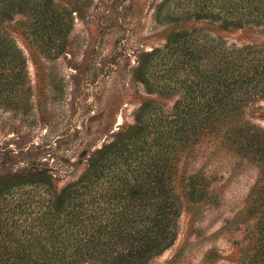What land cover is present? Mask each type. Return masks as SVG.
Returning <instances> with one entry per match:
<instances>
[{"label":"rangeland","instance_id":"1","mask_svg":"<svg viewBox=\"0 0 264 264\" xmlns=\"http://www.w3.org/2000/svg\"><path fill=\"white\" fill-rule=\"evenodd\" d=\"M54 2L62 26L56 46L29 16L6 25L26 72L2 71L0 186L45 178L57 192L137 119L151 129L169 116L182 94L165 48L173 33L212 31L237 46L262 40L252 26L224 30L192 16L217 0ZM232 120L229 138L207 136L175 154L177 234L145 264H264V98Z\"/></svg>","mask_w":264,"mask_h":264},{"label":"trees","instance_id":"2","mask_svg":"<svg viewBox=\"0 0 264 264\" xmlns=\"http://www.w3.org/2000/svg\"><path fill=\"white\" fill-rule=\"evenodd\" d=\"M217 1L192 16L218 29L252 26L262 40L237 46L212 31L173 33L165 48L182 94L169 116L151 129L137 119L57 192L45 178L0 186V264H145L173 243L180 210L175 154L207 136L229 138L233 116L264 98V0ZM54 3L0 0V80L4 70L11 78L26 72L7 23L29 16L45 43L56 46L62 26ZM21 187L29 189L20 193Z\"/></svg>","mask_w":264,"mask_h":264}]
</instances>
